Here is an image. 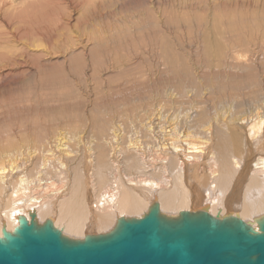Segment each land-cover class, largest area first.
Listing matches in <instances>:
<instances>
[{
  "label": "rangeland",
  "instance_id": "374dc122",
  "mask_svg": "<svg viewBox=\"0 0 264 264\" xmlns=\"http://www.w3.org/2000/svg\"><path fill=\"white\" fill-rule=\"evenodd\" d=\"M7 2L0 0V161L12 149L39 151L59 133L87 141L159 111L215 106L209 89L215 77L241 73L233 67L237 52L240 60L263 59L264 0ZM259 71L243 92L245 108L253 91L264 99ZM162 72L177 79L167 82ZM225 103L213 120L231 106Z\"/></svg>",
  "mask_w": 264,
  "mask_h": 264
},
{
  "label": "bare ground",
  "instance_id": "6f19581e",
  "mask_svg": "<svg viewBox=\"0 0 264 264\" xmlns=\"http://www.w3.org/2000/svg\"><path fill=\"white\" fill-rule=\"evenodd\" d=\"M238 54L232 58L237 61L233 67L241 73L217 76L216 86L209 89L217 97L215 106L221 100L231 105L221 118L213 120L212 101L199 111L169 114L158 109L130 128L86 135L88 142L73 132L59 133L39 151H7L0 161V237L4 228L13 233L21 217L31 221L35 215L41 225L50 220L66 236L85 239L111 232L121 218H144L154 203L167 217L206 211L220 219L241 218L260 231L264 99L258 98L260 89L253 91L252 107L245 108L243 92L264 69V52L260 64L253 63L252 54L247 61ZM163 74L168 75L167 82L177 79L175 74ZM86 159L89 168L82 172Z\"/></svg>",
  "mask_w": 264,
  "mask_h": 264
},
{
  "label": "water",
  "instance_id": "95a60500",
  "mask_svg": "<svg viewBox=\"0 0 264 264\" xmlns=\"http://www.w3.org/2000/svg\"><path fill=\"white\" fill-rule=\"evenodd\" d=\"M258 225L206 211L167 217L154 203L142 219L121 218L107 234L72 239L32 215L13 233L3 229L0 264H264V217Z\"/></svg>",
  "mask_w": 264,
  "mask_h": 264
}]
</instances>
